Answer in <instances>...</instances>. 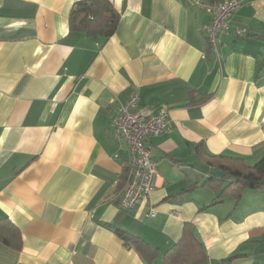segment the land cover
<instances>
[{
  "label": "crops",
  "instance_id": "0c3cea01",
  "mask_svg": "<svg viewBox=\"0 0 264 264\" xmlns=\"http://www.w3.org/2000/svg\"><path fill=\"white\" fill-rule=\"evenodd\" d=\"M81 1L0 0V220L21 235L20 249L0 240V264H149L116 230L163 255L186 224L206 264H264V191L218 199L206 164L261 157L264 0H235L219 57L197 4L226 0H109L120 20L105 42L71 31ZM133 92L170 128L148 141L156 189L127 211L113 122Z\"/></svg>",
  "mask_w": 264,
  "mask_h": 264
},
{
  "label": "trees",
  "instance_id": "16d2710c",
  "mask_svg": "<svg viewBox=\"0 0 264 264\" xmlns=\"http://www.w3.org/2000/svg\"><path fill=\"white\" fill-rule=\"evenodd\" d=\"M119 20L120 15L109 0H84L76 3L72 10L70 29L105 42L116 32ZM259 150L261 157L254 165L240 158L209 156L206 164L215 168L214 171L225 174L223 178L211 177L207 182V185L221 188L218 199L233 198L238 206L246 189L264 191V146ZM116 232L126 245L134 247L149 264H155L160 257L163 264H206L208 260L204 244L189 224L184 226L179 242L163 255L139 237L118 229ZM0 240L6 245L21 248L20 232L7 219L0 220Z\"/></svg>",
  "mask_w": 264,
  "mask_h": 264
},
{
  "label": "built area",
  "instance_id": "2783aa9c",
  "mask_svg": "<svg viewBox=\"0 0 264 264\" xmlns=\"http://www.w3.org/2000/svg\"><path fill=\"white\" fill-rule=\"evenodd\" d=\"M198 8L212 16L209 25L204 26L211 51L219 57V43L222 35L229 29L234 13L244 7V3L235 0L223 2L201 1ZM140 97L133 92L121 103L113 122L115 138L127 146L128 157L124 165V175L114 181V186H121L122 207L134 211L157 187L159 163L150 155L148 141L169 132V113L161 109L156 114L138 110ZM178 215V213H174ZM154 211L148 217H155Z\"/></svg>",
  "mask_w": 264,
  "mask_h": 264
},
{
  "label": "water",
  "instance_id": "95a60500",
  "mask_svg": "<svg viewBox=\"0 0 264 264\" xmlns=\"http://www.w3.org/2000/svg\"><path fill=\"white\" fill-rule=\"evenodd\" d=\"M210 175L212 178H223L225 176V174L220 171H212Z\"/></svg>",
  "mask_w": 264,
  "mask_h": 264
}]
</instances>
